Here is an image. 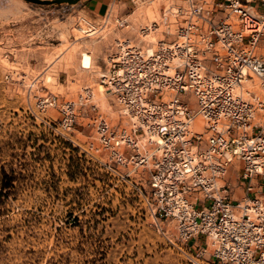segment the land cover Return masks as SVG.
I'll return each instance as SVG.
<instances>
[{"label":"built area","instance_id":"obj_1","mask_svg":"<svg viewBox=\"0 0 264 264\" xmlns=\"http://www.w3.org/2000/svg\"><path fill=\"white\" fill-rule=\"evenodd\" d=\"M163 1L160 21L139 30L146 38L165 27L163 39L147 47L118 41L100 78L129 128L95 115L89 150L107 157L95 156L118 182L148 172L142 207L159 233L175 232L190 262L264 264V0L132 3ZM82 104L61 108L60 128L71 130ZM40 107L58 103L46 98ZM231 169L240 170L241 200Z\"/></svg>","mask_w":264,"mask_h":264},{"label":"rangeland","instance_id":"obj_2","mask_svg":"<svg viewBox=\"0 0 264 264\" xmlns=\"http://www.w3.org/2000/svg\"><path fill=\"white\" fill-rule=\"evenodd\" d=\"M79 2L0 0V264H195L175 232L159 233L142 207L148 172L118 182L95 158L107 157L89 150L95 115L129 128L100 83L109 55L120 40L147 47L163 39L165 27L146 38L139 30L159 22L168 2L115 8L109 22L90 20ZM54 97L58 107L42 110ZM81 98L74 126L63 130L61 108ZM239 173L231 169L228 179L241 200Z\"/></svg>","mask_w":264,"mask_h":264},{"label":"crops","instance_id":"obj_3","mask_svg":"<svg viewBox=\"0 0 264 264\" xmlns=\"http://www.w3.org/2000/svg\"><path fill=\"white\" fill-rule=\"evenodd\" d=\"M79 3L84 15L94 22L105 19L110 11L114 13L115 8L121 12L137 9L133 6L132 0H80ZM262 196L264 197V191Z\"/></svg>","mask_w":264,"mask_h":264},{"label":"water","instance_id":"obj_4","mask_svg":"<svg viewBox=\"0 0 264 264\" xmlns=\"http://www.w3.org/2000/svg\"><path fill=\"white\" fill-rule=\"evenodd\" d=\"M33 4L38 5H51V4H59V3H69V4H75L79 2L80 0H55V1H49V0H24Z\"/></svg>","mask_w":264,"mask_h":264},{"label":"bare ground","instance_id":"obj_5","mask_svg":"<svg viewBox=\"0 0 264 264\" xmlns=\"http://www.w3.org/2000/svg\"><path fill=\"white\" fill-rule=\"evenodd\" d=\"M89 57L88 56H85V59H84V65L85 66H88L89 65ZM102 87V86H101ZM103 88V87H102ZM105 90V89H104ZM102 93H104V92H102ZM103 95V94H102Z\"/></svg>","mask_w":264,"mask_h":264}]
</instances>
